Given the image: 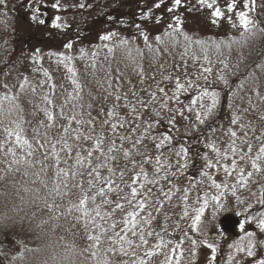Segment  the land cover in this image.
Returning <instances> with one entry per match:
<instances>
[{"label": "rangeland", "instance_id": "obj_1", "mask_svg": "<svg viewBox=\"0 0 264 264\" xmlns=\"http://www.w3.org/2000/svg\"><path fill=\"white\" fill-rule=\"evenodd\" d=\"M56 2L42 0L39 19H44V24L31 19L32 12L27 7L29 0H5L0 4V254L6 264H139L142 259L145 264H166V256L173 245L156 250L160 238L155 234L146 236L148 243L144 245L138 237L128 233L135 243L132 247L123 245L125 254L120 251L116 233L124 236V219L133 209L123 198L131 197L129 185L141 164L149 178H153L155 157L162 153L161 162L171 164V171H177L179 165L176 162L182 160V156L178 157L176 153L181 145L188 149V167L183 174L177 171V175L172 176L169 172L168 180H161L158 185H146L145 191L152 189V203L141 215L151 210L154 217L146 231L160 233L165 241L178 242L185 232L197 241L203 239L189 227L193 215L191 207L190 216L181 219L182 196L184 189L189 188V206H198L195 205L198 194H208L209 206L201 227L218 250L216 260L211 261V250L198 244L193 258L191 239H185L181 264H228V255L233 251L229 245L238 242L246 232H255L256 239L264 241V232L259 230L255 220L244 223L249 214L255 216L264 212V205L257 203L260 189L264 187V159L258 161L259 173L251 165V158L264 147V99H258L256 95L258 91L264 98V73L258 78L251 77L247 86L237 83V78L245 73L249 64L264 59V0H254V4L253 0H248L247 10L245 0H236L235 10L231 13L227 11L231 0H217L224 11L223 18L219 19L198 0H183V6L173 12L168 11L172 0H165L159 9L153 7L158 0H59L62 6L59 11L52 7ZM80 3L85 7L80 8ZM32 6H36V0H32ZM150 8L152 16L141 18L142 10ZM239 11L248 12L252 21L250 32L241 27ZM56 16L62 17L68 27L63 30L51 27ZM175 16L181 17L182 26L174 33V38L166 37L165 33L172 31L169 24L175 25ZM142 31L148 34L153 47L157 45L156 36L166 40V44L159 45L160 57L153 59L148 54L136 58L143 67V76L128 57L127 61L119 59L118 66L112 69V88L105 91L97 83L104 79L105 73L96 71L94 74L91 64H103L107 69L110 53L105 45L115 48L121 39L128 40L133 48L147 49ZM107 33L116 35L110 41H103L101 37ZM185 36L189 39L185 40ZM230 37L249 38L247 49L232 52L225 48L226 52H232L226 56L209 50L211 43ZM69 42L71 49L65 47ZM81 49L88 54L84 58H81ZM50 53L72 56L70 66H74L79 76L74 77ZM93 53H96L95 61ZM33 54H36L35 62ZM122 54L125 57L126 53ZM117 69L121 73L118 77ZM74 78L82 86V99L76 97ZM177 78L185 85V90L180 92L178 102L168 101V109L172 111L161 108L156 102L148 104L147 108H141L137 103L138 100L148 103L152 92L162 102L163 95L157 90L158 86L172 97ZM205 90L218 93V103L207 116L205 112L211 105V97L204 94ZM117 94L121 96L119 101L115 99ZM124 94H127V106ZM5 96L17 99H4ZM196 97L199 99L192 104ZM133 104L140 114L139 121L131 111ZM45 109L53 113V120L48 119ZM154 109L160 110L159 117ZM110 110L116 113L114 117L108 116ZM181 110L183 115L179 114ZM198 113L204 123L196 119ZM73 115L85 123H70L69 118ZM173 116L175 128L168 124ZM157 119L160 123L150 130V136L155 139L146 137L138 145L139 152L152 157L150 161L137 155L129 141H124L120 148L121 136L136 140L144 132L145 122ZM233 119H237L236 124L232 123ZM89 120L91 125L87 123ZM122 121L126 122L125 126L119 127ZM112 124H117L115 133ZM65 129H68L67 133ZM233 131L236 137L231 135ZM18 132L20 139L16 136ZM164 133L171 135L173 141L157 150L156 144ZM101 137L103 155L101 150L95 149L96 140ZM113 141L117 150L109 153ZM65 143L71 146L70 151L64 147ZM208 144L219 149V163L216 152L206 147ZM232 147L237 149L235 156ZM125 150H131L128 159L124 156ZM89 152L92 153L90 162ZM224 152L228 153L227 159L223 157ZM241 154H246L244 160L240 159ZM113 156L115 159L107 161L115 173L112 187L115 189L118 185L121 190L106 191L101 196L99 189H107L104 178L109 173L107 167L97 168V165ZM133 159L137 162L135 167ZM233 159L237 161V170L228 175L222 165L231 167ZM208 160L216 167H207ZM239 168L244 169L246 178L249 171L253 172V176L247 178V187L237 184ZM94 170L99 171L100 180L96 179ZM204 171L217 183H227L228 190L212 186V180L201 175ZM120 172L124 173L123 178ZM233 184H237V196L243 203L232 195ZM173 186L179 191H173L169 200L163 196L161 188L167 192ZM221 192L224 193L221 202L228 211L220 212L213 220L215 201L210 197ZM157 200L163 204L159 213L153 207ZM117 203L124 204V208H116ZM248 205L252 207L246 212ZM98 208L100 216H97ZM165 224L167 231L163 230ZM241 224H244L243 230ZM153 250L156 254L146 256V252ZM259 258H264V247H258L255 258H247L242 253L236 256L243 264H253V260Z\"/></svg>", "mask_w": 264, "mask_h": 264}, {"label": "snow or ice", "instance_id": "obj_2", "mask_svg": "<svg viewBox=\"0 0 264 264\" xmlns=\"http://www.w3.org/2000/svg\"><path fill=\"white\" fill-rule=\"evenodd\" d=\"M3 3H5V0H0V4H3ZM164 3H165V0H158V2L153 5V7L156 9H159ZM198 3L202 7H207L209 10H211V15L214 18H217V19L223 18L224 11L218 6L217 0H198ZM253 4H254V0H253ZM41 6H42V0H36V6L34 8L32 6V0H29V3L27 5V7L32 12L31 19L33 21H38V23H40V24H44L46 21L44 19H39V16L41 14ZM182 6H183V0H172V6L168 8V11L169 12L176 11ZM44 7H46V5H44ZM52 7L59 11L62 6L59 3V0H57V2L52 5ZM63 7H65V10H66V6H63ZM79 7L84 8L85 4L80 3ZM88 7H91V5H89ZM235 7H236V0H231V2L227 6V11L229 13H231L232 11L235 10ZM248 7H249L248 0H245L244 8L247 10ZM152 14L153 13H152L151 8L146 10V11L142 10L141 18H143V19L150 18L152 16ZM44 15H47V14L44 13ZM237 15L239 17L241 27L246 32H250L251 29H250L249 25L252 24V21L249 19L248 12L247 11H239L237 13ZM159 19L160 18L158 17L157 22H159ZM173 19L175 21V25L169 24V26H168V28L171 29L172 31H167L165 33V36L169 37V38H174V33L176 31H178L182 26L181 17L175 16V17H173ZM62 20H63L62 17L56 16L54 18V20L51 22V27H53L55 29H60V30H63L66 27H68L66 21L62 22ZM137 27H139V25H137ZM141 34L143 36V39L145 41V45H146V48H147L149 54L153 57V59H158L161 55V50H160L159 45L166 44V40L163 39L159 35L156 36L155 39L157 41L158 46L153 47V45H151L148 41V34L146 32H143V31ZM115 35H116V33H107V34H104L101 37V39L103 41H110V40H112V38ZM184 39L188 40L189 38L187 36H185ZM196 43H200V42L197 41ZM237 43H239V42H237ZM119 46L125 49L126 56L128 57V59H130L136 65L138 73L141 76H143V67L141 64H139L137 62V59H136L137 57H141V58L143 57V51L140 50L139 48L131 47L129 44V41L126 39H121L119 41ZM65 47L67 49H71L72 43L71 42L67 43L65 45ZM105 47L107 48L109 53H114L115 49L113 47H109L108 45H105ZM38 52H39V50L37 49V53ZM133 53H135V55ZM50 55H55L57 57V60L60 63H63L65 65V67L67 68V70L70 73H72L74 77L77 75L74 66H70L71 62L73 61L72 56L65 55L64 53H50ZM87 55L88 54L85 52V50L81 49V58H84ZM92 58H93V61H95L96 53L92 54ZM33 60L35 62L36 54H33ZM91 68L93 69L94 74L96 71H103L105 73L104 79L97 81V83L105 91H107L108 89H111L112 88L111 65H109L108 68L105 69L103 64H100L98 66L95 62H93L91 64ZM120 74L121 73L119 72V69H117V77ZM45 75H48V74L45 73ZM165 79H168V77H165ZM72 83L76 86V90H77L76 97L78 99H82V97L80 95V93L82 91L81 84L75 78L72 80ZM105 85H107L106 88H105ZM5 87H7V86L5 85ZM21 87L23 88V85ZM53 87H54V85H53ZM189 87H191L190 83H189ZM157 90L159 91V93H161L163 95V101L162 102L159 101L157 99L156 93L152 92V93H150L151 100L148 103H145V101H143V100L137 101V103L141 106V108H147L148 104H150L152 102H156V103H160L161 108L168 109V101L170 99H174L178 102L179 101V94L182 90H185V85L180 83L179 79L177 78L176 90L173 93L172 97H169L168 94L165 92V89L162 87L158 86ZM109 94H111V93H109ZM204 94L209 95L211 97V105L207 108V111L205 112V116H207V115H210L212 113L213 109L215 108L216 104L218 103V99H217L218 93L215 91H212L209 93L207 90H205ZM133 95H135V93H133ZM256 95H257L258 99H264L260 96V93L258 91H257ZM4 99L16 100L17 97L5 96ZM115 99L117 101H119L121 99V96L119 94H117L115 96ZM124 99L126 101V106H127V94H124ZM197 99H199V97L193 98L192 104H196ZM251 103H252L251 100H249L250 105H251ZM81 107H83V105H81ZM90 107H91V105H89V108ZM168 110L172 111L171 109H168ZM189 110H191V109H189ZM44 111L47 113L48 119L50 121L54 119V115L51 111H49L48 109H45ZM131 111L135 114L136 121H139L140 114L137 112L136 106L134 104L131 106ZM154 111H155L156 116L159 117L160 116V110L154 109ZM82 114L83 113H81V115ZM179 114L183 115V111L181 110L179 112ZM61 115H63L62 111H61ZM115 115H116V113L114 112V110H110L108 113L109 117H114ZM196 119L198 121H200V123H204V120L201 119V116L199 113L197 114ZM72 121H75L77 124L85 123V121H83L82 119L78 120L75 115H73L69 118V122L71 123ZM107 122L108 121H105V123H107ZM87 123L91 125L92 121L89 120V121H87ZM125 123L126 122L122 121L119 124V127H124ZM145 123H146V128H145L144 132L136 140H132V138L129 136H121L120 137V140H121L120 148L123 147L124 141H129L131 143L132 150H135L137 155L145 156L147 158V160L150 161L152 159V157L148 156L146 153L139 152L138 145L146 137L151 138L153 140L155 139V137L150 136V130L153 129L154 126L158 125L160 123V120L157 119L154 122L149 120V121H146ZM232 123L236 124L237 119H233ZM168 124L170 126H172V128H175V116H173L171 119L168 120ZM137 126H138V124H137ZM17 127L19 128V125ZM241 127H244V125H241ZM116 128H117V124H112V129H113L114 133H115ZM132 131H133V133H135V128H133ZM67 132H68V129H65V133H67ZM77 132H78V130H77ZM231 135L233 137H236V132L235 131L231 132ZM16 136H17V139L21 138V135L19 134V132L17 133ZM24 139H25V142H27V139L26 138H24ZM77 139H79V135H77ZM102 140H103V137L96 140L95 149L101 150V154L103 155V151L101 149ZM172 141H173V137L171 135H169L168 133H164L162 135V138L160 139V141L156 144V149L160 150L166 144L171 145ZM64 147L68 148L69 151L71 150V146L67 145L66 143L64 144ZM206 147L212 148V150L216 152L217 163H219V158L221 156L219 149L216 148V146L214 144H208V145H206ZM116 150H117V145L115 144V141H113L111 146L108 148V152L111 153V152L116 151ZM249 153H251V145H249ZM130 154H131V150H125L124 151V156L126 159H128L130 157ZM232 154H233V156H235L237 154V149L235 147H232ZM91 155H92V153L89 152L88 153L89 162L91 159ZM161 155H162V153H161ZM161 155H157L155 157L156 167H155V171H154V177L150 179L148 174L144 171L143 165L141 164L139 171L136 173V175L132 179V184L129 185V187L131 188V197L130 198L129 197L123 198V199L127 200L128 204L131 206V208L133 210L129 211L127 213V216L124 219V228L122 229V231L124 232V236H120L119 233H116V236L119 238V242L121 244L120 251L122 253L127 254L123 245L127 244L129 247H132L133 244L135 243L134 240H132L128 237V233H131V236H133V237H138L140 243L144 244V245H146L148 243L146 236H152L155 234L157 237L160 238L159 243L155 246L156 250H159L161 248H165L168 245H173V247L170 249V254L168 256H166V264H181V260L184 258V249L182 247V244H183L185 239H191V243L193 245V251L191 253V257H193V258L195 257V255H196L195 248L199 244V245H204L208 249L211 250V252H212L211 261H215L218 246L215 243L209 242V239L207 238V233L205 231H203V229L201 227L203 224L202 217L204 216L206 209L209 206V197H208L207 193H204L203 196H201L199 194L197 195L195 205H198V206H189L188 205L187 201L189 199V191H190L189 188L184 189V193L182 196V200L184 202V210H183V215L181 216V219L188 218L190 216L189 207H191V211H192L193 215H192L191 223H190L189 227H191L196 233H198L201 237H203V239H201L200 241H197L196 239L190 237L187 232H185L184 236L181 238V240L177 242V241H171V240L165 241L163 239V237L160 236V233H153L152 231H146V227L148 225H150L152 219L154 218L151 210L147 211V213L145 215H143V216L141 215V213L145 212V209L148 208L149 205L152 203L150 200V197L152 195V189L148 188L145 191L146 185H148V184L158 185L161 180H168L169 179V175H168L169 172H171L172 176H176L177 171H179L181 174H183V170L187 169V167H188V149L186 147H184L183 145L180 146V150L176 153V155L178 157L182 156V160L178 159L176 162V164L179 165V168L177 169V171H171V169L173 167L171 164L162 163L161 162ZM223 157L225 159H227L228 153L224 152ZM245 158H246V154L240 155L241 160H244ZM109 159H115V157L114 156L113 157H106L104 164L97 165V168L107 167V170L109 173V176L104 178V180L106 181V183L108 185L107 189H105V188L99 189V195H101V196H104L106 191H120L121 190V189H119L118 185L115 189L112 187V185L114 183L115 173H114L113 168L111 166H108V164H107V161ZM205 159H207V154H205ZM262 159H264V147H261L259 149V152L256 154L255 158H251L252 169L255 170V172H257V173H259L261 171V166L258 163V161H261ZM77 163L78 164L81 163L79 156L77 157ZM132 163H133V167H135L137 164V162L134 159L132 160ZM207 167L212 168V167H216V165L213 164L211 160H208ZM222 167L228 175H231V173L233 171L237 170V161H236V159H233L231 167H229L227 164L222 165ZM94 171H96V170H94ZM161 172H163L164 174L161 175ZM123 175H124V173L120 172L121 178H123ZM201 175L202 176H208L209 179L212 180V186H214L216 189L223 188L224 191L228 190L229 186L227 183H224L223 185L220 183H217L214 179H212V177L209 175V173L207 171L202 172ZM252 176H253V172L249 171L247 173V178H250ZM247 178L244 175V169L239 168V179L237 180V184H239L240 187H242V188L247 187V183H248ZM96 179L97 180L101 179L99 171H96ZM90 183H91V181H90ZM237 184L231 185L232 195L234 197H236V199L239 203H243L244 201L241 200L239 196H237ZM192 186L195 187V185H192ZM173 191H179V189H177V188H175V186H173V187L169 188V190L167 192H164L163 189L161 188V192L163 193V196L169 200L172 197ZM223 195H224V193L221 192L220 195H213L210 197V199L212 201H215V207H214L213 212H212V219L213 220L217 219V216L220 212L228 211V209L225 208V204L221 202ZM253 195H255V193H253ZM93 199L95 200V196L93 197ZM201 201H202V203H201ZM105 202L107 203L110 201H105ZM257 203L264 205V187H262L260 189V196L257 200ZM156 205H159V206H156ZM156 205H153V207H155V211L157 213H159L161 207L163 206L162 201L157 200ZM251 207H252V205H248V208H246L245 211L247 212L248 209ZM116 208L123 209L124 204L117 203ZM237 215H242V213L237 212ZM97 216H100V209L99 208L97 209ZM253 220L256 221L257 227L259 228V230L264 232V212H260L255 216L249 214L246 217L244 223H248V222L253 221ZM112 227H115V225L113 224ZM240 227H241V230H243L244 224H241ZM176 228L177 229L179 228L178 223L176 225ZM163 230L167 231V225L166 224H165V228ZM221 234L223 235V233H221ZM245 241H246V243H245ZM138 246L139 245H137V247ZM258 247H264V241H258L256 239V233L255 232H246L245 235L242 236L238 242L229 245V248L233 249V251L230 252L228 255V264H233L234 261H235V264H243V261L236 260V256L241 254V253L244 254V256L247 258L257 257ZM109 251H113V249H109ZM154 254H156L155 250L146 252V256H152ZM139 264H145V261L142 259V260H140ZM253 264H264V258L254 259Z\"/></svg>", "mask_w": 264, "mask_h": 264}, {"label": "trees", "instance_id": "obj_3", "mask_svg": "<svg viewBox=\"0 0 264 264\" xmlns=\"http://www.w3.org/2000/svg\"><path fill=\"white\" fill-rule=\"evenodd\" d=\"M250 38H251V36H250ZM249 41H250V39L245 38V37L244 38L230 37V38H226L225 40L219 41L217 43H211V46L209 45L210 46L209 50L215 52L216 54H221V55L226 56L231 51L236 52V51H239L240 48L247 49L246 44ZM227 42H230V43L227 44ZM237 42H239V43H237ZM199 44L202 45V43H199ZM156 46H158V45H156ZM203 46H204V44H203ZM160 48H161V46H160ZM225 48L231 49V51L226 52ZM114 49H115L114 53H110V55H109V64L111 65V69H114L118 66L119 59H125V61H127L126 55H125V57H122V55H123L122 53L125 52L124 48L117 46ZM142 51H143V57H146V55L149 54L147 49L142 50ZM133 54L135 55V53H133ZM137 58H139V57H137ZM81 61L82 60H79V62H81ZM249 65L250 66L247 67V69L245 70V73L241 74L237 78V83H240L242 86L243 85L247 86V84L252 80V79H250L251 77L258 78L259 76H262L264 73V59L262 61L252 62ZM76 73H77L76 77H78L79 73L77 70H76ZM249 73H250V76H249ZM227 95L228 94L226 93L225 96L227 97ZM0 264H6V261L4 260V258L2 257L1 254H0Z\"/></svg>", "mask_w": 264, "mask_h": 264}]
</instances>
